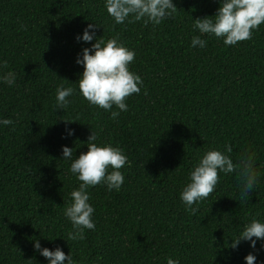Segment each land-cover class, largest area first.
Here are the masks:
<instances>
[{"label":"trees","instance_id":"1","mask_svg":"<svg viewBox=\"0 0 264 264\" xmlns=\"http://www.w3.org/2000/svg\"><path fill=\"white\" fill-rule=\"evenodd\" d=\"M174 5L177 12L153 27L113 25L103 0H0V60L17 74L14 87L0 85V118L15 122L0 128V264H46L33 238L42 247L60 246L78 264H166V257L243 264L248 245L233 251L225 236L256 213L264 218V184L241 201L236 178L222 176L195 215L178 196L196 159L225 142L234 156L255 149L264 174V24L235 46L207 37L204 49L192 48V20L212 16L218 0ZM92 22L101 27L97 37L120 33L136 54L130 70L143 80L115 120L79 95L68 109L54 108L55 88L68 86L61 79L75 83L83 71L74 61L90 43L74 37ZM65 121L74 135L62 139ZM91 131L123 148L124 183L119 191L89 189L95 230L66 242L63 208L78 182L60 149L73 147L78 157ZM257 260L264 264V252Z\"/></svg>","mask_w":264,"mask_h":264},{"label":"clouds","instance_id":"2","mask_svg":"<svg viewBox=\"0 0 264 264\" xmlns=\"http://www.w3.org/2000/svg\"><path fill=\"white\" fill-rule=\"evenodd\" d=\"M103 8L113 25L141 22L145 26L155 27L177 12L174 0H103ZM261 24H264V0H218V7L212 16L192 20V29L197 34L191 36L190 47L204 49L208 43L207 37L222 40L225 46H235L250 40ZM20 27L21 30L25 29L23 24ZM97 28L101 27L94 22L89 23L82 29V34L74 37L77 42L90 43V47L81 48L75 58V64L83 68L78 80L69 83L61 79L68 86L61 83L55 88L54 108L68 109L72 104L71 98L79 95L90 106L109 112L110 119L115 120L122 112L128 111V97L141 93L143 80L130 70L136 54L121 40L120 33L115 32L105 39L102 35L96 36ZM7 68V60H0V85L11 88L16 84L17 74L14 70L4 71ZM73 84L75 88L71 86ZM70 123L65 121L62 139L74 135V130L67 127ZM3 127L11 130L15 122L11 118H0V128ZM85 147L86 151L76 158L73 147L62 145L60 149L62 161L69 162L67 172L78 182L68 193L63 208V216L70 225L62 238L66 242L82 241L86 230H95V208L89 189L103 185L106 191H119L124 183L121 169L128 163V157L123 148L99 141L94 131L87 137ZM261 163L258 152L251 146L235 156L228 142L222 147H210L188 171L178 198L185 210L195 215L199 205L215 192L221 177L233 175L238 197L241 201H248L250 194L264 184ZM45 240L51 242L55 239ZM225 242L233 251L246 243L250 251L243 257V264H260L257 257L264 252V218L260 213L254 214L238 228H233L231 234L225 236ZM32 248L46 264H78L72 254H65L58 245L49 249L42 247L39 239L33 238ZM28 261L35 264L33 259ZM165 262L180 264L179 259L172 257H166Z\"/></svg>","mask_w":264,"mask_h":264}]
</instances>
